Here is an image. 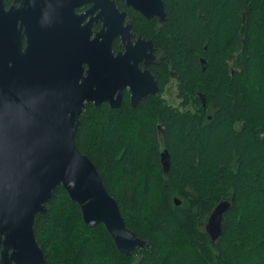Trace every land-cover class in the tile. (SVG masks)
<instances>
[{
    "label": "trees",
    "instance_id": "obj_1",
    "mask_svg": "<svg viewBox=\"0 0 264 264\" xmlns=\"http://www.w3.org/2000/svg\"><path fill=\"white\" fill-rule=\"evenodd\" d=\"M163 1L155 37L178 93L197 90L206 109L184 111L158 96L135 108L86 104L76 146L145 246L119 253L104 225H86L58 186L33 224L46 264H264V0ZM141 22L153 34L151 20ZM224 200L211 243L201 223Z\"/></svg>",
    "mask_w": 264,
    "mask_h": 264
},
{
    "label": "water",
    "instance_id": "obj_2",
    "mask_svg": "<svg viewBox=\"0 0 264 264\" xmlns=\"http://www.w3.org/2000/svg\"><path fill=\"white\" fill-rule=\"evenodd\" d=\"M88 1L14 0L18 5L5 8L0 0V264H46L33 224L58 186L78 204L86 225H104L119 253L145 246L76 146L75 133L86 104L116 108L129 85L135 106L158 87L137 68L118 74L121 57L112 52L115 34L107 20L97 42L81 40L75 8ZM124 1L146 18L165 19L162 0ZM160 157L166 171L167 150ZM229 205L219 202L205 223L213 242Z\"/></svg>",
    "mask_w": 264,
    "mask_h": 264
},
{
    "label": "flooded vegetation",
    "instance_id": "obj_3",
    "mask_svg": "<svg viewBox=\"0 0 264 264\" xmlns=\"http://www.w3.org/2000/svg\"><path fill=\"white\" fill-rule=\"evenodd\" d=\"M162 2L164 5L163 0ZM3 3L5 8H9L13 4L18 5L14 0H11L9 4L3 0ZM93 6H95V8L92 12H87ZM75 12L76 25L80 29L76 31V33L81 35V40L83 41H93L95 39L97 42L98 34L102 33L105 28L104 19L107 20L111 25V31L115 34L112 39V52L116 58L121 57L119 59L120 63L117 64L116 67L118 74L125 72L130 76L131 74H134L135 69L137 68L140 70V74L142 72L150 74L158 87L156 92L147 95L145 98L158 96L161 100H167L174 107L193 113L202 108L206 109V102L204 98L201 97L200 99L197 90L194 91L195 93L192 97L188 96L187 93H178V73L173 68L171 61L167 58L166 50L158 43L157 37H155V35L160 34L163 29L166 21V13L163 21H160L156 16L146 18L140 14V12L127 5L124 0H92L84 2L76 7ZM164 12H166L165 5ZM144 18L151 20L153 34L149 33L146 28L141 27V21ZM67 26L70 27L69 22L67 23ZM100 39L101 37H99V40ZM23 44H25V40ZM199 58L200 63L203 65L205 63L204 58ZM149 82L150 81H147V89H150L152 86ZM145 98H141L138 104L132 106L130 86L126 85L122 89V98L118 107L124 103L125 106L127 105L130 108H135ZM199 99L200 105L198 104ZM207 117L211 118V115H208ZM157 128L161 135L163 133L161 125L157 124ZM164 150L166 149H163L161 152ZM208 218L209 216L207 219ZM207 219L202 222L201 225L203 226L208 239H210L212 243L213 241L211 240L210 234L205 226Z\"/></svg>",
    "mask_w": 264,
    "mask_h": 264
}]
</instances>
